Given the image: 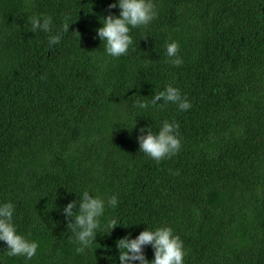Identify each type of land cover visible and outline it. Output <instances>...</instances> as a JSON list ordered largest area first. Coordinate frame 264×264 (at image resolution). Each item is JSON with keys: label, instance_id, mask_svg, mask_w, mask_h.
Masks as SVG:
<instances>
[{"label": "trees", "instance_id": "trees-1", "mask_svg": "<svg viewBox=\"0 0 264 264\" xmlns=\"http://www.w3.org/2000/svg\"><path fill=\"white\" fill-rule=\"evenodd\" d=\"M151 2L156 18L116 58L97 29L118 0H0V205L39 245L28 260L0 241V264H120L118 240L161 227L183 241L184 264H264V0ZM33 16L51 17L52 33L31 32ZM168 85L189 110L150 105ZM164 121L182 147L157 163L138 137ZM85 190L118 205L77 253L63 209Z\"/></svg>", "mask_w": 264, "mask_h": 264}, {"label": "clouds", "instance_id": "clouds-1", "mask_svg": "<svg viewBox=\"0 0 264 264\" xmlns=\"http://www.w3.org/2000/svg\"><path fill=\"white\" fill-rule=\"evenodd\" d=\"M111 9L119 7V17L109 14L101 20L103 27L97 29L98 38L103 42L106 53L119 58L128 54L133 44L130 30L133 28L146 27L157 16L155 5L151 0H118L113 3ZM31 32L43 31L52 33L53 22L51 17L33 16L31 18ZM67 18L62 26L63 32L69 31ZM80 37V33H74ZM61 41V34L49 35V44L56 45ZM168 62L173 66H181L183 59L179 55L180 48L177 42L168 43L166 46ZM163 103H158L159 101ZM176 104L181 111L189 110L192 105L186 97L182 96L179 89L168 85L162 92L156 93L150 100L152 107L163 108L167 104ZM135 106L147 109L149 102L137 100ZM179 125L164 121L158 134H153L150 127L141 128L138 137L140 151L152 158L157 163L169 159L179 153L182 144L178 134ZM147 132V135L144 133ZM118 205L117 196L113 195L107 200L90 194L85 190L78 201L68 203L64 209L68 223L67 227L75 236V243L79 245L77 253H83L94 243L97 230L100 228V218L104 215L106 207L115 208ZM78 207V211H76ZM14 205L5 203L0 205V241L8 246L6 255L23 256L31 260L37 254L39 245L17 234L13 224ZM74 221V222H73ZM117 221L112 219L107 225L113 230ZM151 246L154 249V261H149L144 249ZM120 264H184L187 255L183 241L173 234L170 227H161L155 231L145 230L135 239L124 237L117 241Z\"/></svg>", "mask_w": 264, "mask_h": 264}]
</instances>
